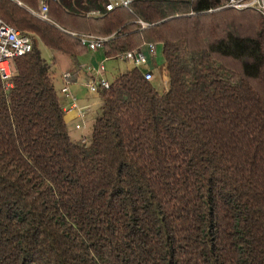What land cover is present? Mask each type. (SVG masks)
<instances>
[{
	"label": "trees",
	"instance_id": "obj_1",
	"mask_svg": "<svg viewBox=\"0 0 264 264\" xmlns=\"http://www.w3.org/2000/svg\"><path fill=\"white\" fill-rule=\"evenodd\" d=\"M225 4L93 17L51 1L44 20L36 0H0L33 41L0 79V264H264V18ZM84 35L109 38L107 58L161 45L169 84L116 77L79 143L39 45L77 58Z\"/></svg>",
	"mask_w": 264,
	"mask_h": 264
},
{
	"label": "crops",
	"instance_id": "obj_2",
	"mask_svg": "<svg viewBox=\"0 0 264 264\" xmlns=\"http://www.w3.org/2000/svg\"><path fill=\"white\" fill-rule=\"evenodd\" d=\"M87 7L84 12L76 11V13H88L92 9H104V6L98 4L97 0L92 1L91 4H87ZM51 53V57H55L56 59V88L59 91L64 107V119L68 127L69 135L75 142L81 143L83 139L88 142L95 122L101 115L103 107L100 91L98 93L90 92L87 88L88 80L90 78H100L111 84L116 77L132 71L134 66L124 60L127 64L126 70L119 71L110 80L106 77L107 71L105 67V63L110 58L106 57L104 49L91 51L85 48V51L77 58H72L54 51ZM101 66L104 68L103 71L100 70ZM139 70L142 73L151 71L153 75L152 81L158 85L161 91L168 88L169 81L161 45H158L157 55L152 59L151 65L149 67L144 66L139 68ZM67 72L72 76L70 91L76 97L77 108L71 107L69 97L62 92L65 84L63 75ZM78 125L80 126L79 129L77 128Z\"/></svg>",
	"mask_w": 264,
	"mask_h": 264
},
{
	"label": "built area",
	"instance_id": "obj_3",
	"mask_svg": "<svg viewBox=\"0 0 264 264\" xmlns=\"http://www.w3.org/2000/svg\"><path fill=\"white\" fill-rule=\"evenodd\" d=\"M38 3L37 9H30L31 12L44 19L48 20L49 3L58 0H36ZM132 0H105L104 10L113 11L115 8H128ZM221 9H233L237 11L254 10L259 12L264 18V0H226V4ZM104 14L101 9H92L87 15L99 17ZM142 27H146V23L139 21ZM109 38L94 35H84L81 37V44L83 47L91 51H99L105 48V42ZM33 49L32 36L29 33L22 32L12 26L8 25L0 18V79L5 89L12 87V62L16 58L22 57L30 53ZM158 51V44L145 43L139 49L130 50L119 57L129 62L134 68L149 67L152 59L156 57ZM103 71V66L100 67ZM144 77L148 81L153 80L151 71L144 72ZM71 74L69 72L63 75L64 87L62 92L66 94L70 101L71 107L77 108L76 97L70 91ZM87 88L92 93H98L100 90L109 89L110 83L100 78H90L87 82ZM79 129L80 126L78 125ZM82 143H87L82 140Z\"/></svg>",
	"mask_w": 264,
	"mask_h": 264
},
{
	"label": "rangeland",
	"instance_id": "obj_4",
	"mask_svg": "<svg viewBox=\"0 0 264 264\" xmlns=\"http://www.w3.org/2000/svg\"><path fill=\"white\" fill-rule=\"evenodd\" d=\"M94 0H59L58 2L62 5V7L70 13H76V11H85L88 7L87 4H91V2ZM98 4L104 6L105 5V0H97ZM104 8V7H103ZM37 9V8H34ZM34 40V39H33ZM42 56L45 59H50L51 57V50L44 45L40 44L39 45ZM106 67V77L108 79H112L115 75L119 73V71H125L127 68L126 62L121 59V57H113L108 59V61L105 63ZM58 69H60L58 67ZM168 75V74H167ZM168 78V76H167ZM164 80V79H163ZM169 81V79H168ZM85 140V139H83Z\"/></svg>",
	"mask_w": 264,
	"mask_h": 264
}]
</instances>
